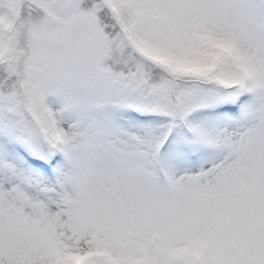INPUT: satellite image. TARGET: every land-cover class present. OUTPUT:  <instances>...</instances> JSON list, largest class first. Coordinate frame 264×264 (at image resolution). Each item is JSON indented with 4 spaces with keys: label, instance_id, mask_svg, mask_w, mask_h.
I'll use <instances>...</instances> for the list:
<instances>
[{
    "label": "snow or ice",
    "instance_id": "6c2138e0",
    "mask_svg": "<svg viewBox=\"0 0 264 264\" xmlns=\"http://www.w3.org/2000/svg\"><path fill=\"white\" fill-rule=\"evenodd\" d=\"M0 264H264V0H0Z\"/></svg>",
    "mask_w": 264,
    "mask_h": 264
}]
</instances>
